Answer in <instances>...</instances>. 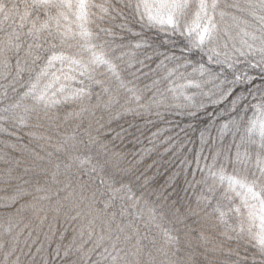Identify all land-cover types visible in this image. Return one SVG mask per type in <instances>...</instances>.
Here are the masks:
<instances>
[{
	"label": "snow or ice",
	"instance_id": "1",
	"mask_svg": "<svg viewBox=\"0 0 264 264\" xmlns=\"http://www.w3.org/2000/svg\"><path fill=\"white\" fill-rule=\"evenodd\" d=\"M0 264H264V0H0Z\"/></svg>",
	"mask_w": 264,
	"mask_h": 264
},
{
	"label": "trees",
	"instance_id": "2",
	"mask_svg": "<svg viewBox=\"0 0 264 264\" xmlns=\"http://www.w3.org/2000/svg\"><path fill=\"white\" fill-rule=\"evenodd\" d=\"M181 195H183V193H181Z\"/></svg>",
	"mask_w": 264,
	"mask_h": 264
}]
</instances>
